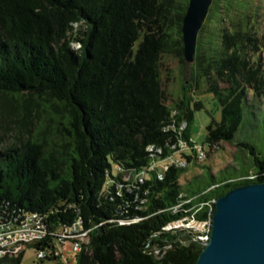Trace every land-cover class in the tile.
Returning <instances> with one entry per match:
<instances>
[{"label": "trees", "instance_id": "16d2710c", "mask_svg": "<svg viewBox=\"0 0 264 264\" xmlns=\"http://www.w3.org/2000/svg\"><path fill=\"white\" fill-rule=\"evenodd\" d=\"M188 1L0 0V95L19 97L24 108L37 112L36 120L41 112L54 116L57 139L40 140L46 125L38 123L35 134L32 130L0 153V218L36 213L54 233L80 220L89 230L90 253L77 254L75 264L195 262L202 246L194 229L164 227L182 219L202 222L211 200L263 181L264 150L254 126V139L237 143L252 163L237 173L207 172L181 185L186 167L170 166L161 180L159 169H150L153 156L145 148L173 153L168 141L175 143L177 133L163 127L192 115L181 100L176 107L184 115L176 108L170 118L159 72L161 56L182 54ZM240 1L213 0L209 11L247 15L234 7ZM239 26L223 29L215 46L200 40L196 45L192 77L208 79L221 108L220 121L206 126L209 148L233 142L242 127L252 124L250 118L257 121L245 105V93L251 82H261L263 72L254 70L241 51L249 37ZM111 162L146 178L139 183L110 177V186L102 189ZM51 238L48 234L36 250L52 245ZM22 258L23 252L5 256L0 264H21Z\"/></svg>", "mask_w": 264, "mask_h": 264}, {"label": "rangeland", "instance_id": "374dc122", "mask_svg": "<svg viewBox=\"0 0 264 264\" xmlns=\"http://www.w3.org/2000/svg\"><path fill=\"white\" fill-rule=\"evenodd\" d=\"M241 5L234 6L237 10H246L247 15H236L233 10H221V14L216 15V11L206 15L205 20L197 34V41L204 46H215L218 43L219 37L222 35V30H229L230 27L237 30L239 25L242 28V33L249 37L241 45V51L245 52L246 58L249 59L248 64L255 70L258 68V73L263 72L261 82L255 80L246 88V107H252L257 118L254 122L250 118L252 124L242 127L235 135L233 142H221L211 146L210 148L205 143L206 126L212 122H219L221 119V108L214 98V95L209 91L210 83H207V78L195 80L192 73L196 69L194 64L195 55L192 62L184 60L183 52L179 56L177 53H168L161 56L159 61V72L161 85L166 94L165 105L171 110V117L176 113V105L183 100L187 110L191 112V117L181 120L171 119V123L163 127V131H172L176 134V142L168 141L169 147L174 150L172 159L185 163L186 170L179 178V184L185 185L193 178L201 176L209 172L216 175L219 172L237 173L241 166L251 164V157L237 143L243 139L253 140V128L259 126L255 130V138L260 141L261 149L264 150V0H241ZM245 16H249L248 22L245 23ZM240 31V30H239ZM177 39L178 35H173ZM196 41V45H197ZM75 49L79 48L78 43H74ZM176 47L179 48L177 45ZM202 52V48L198 49ZM196 53V51H195ZM256 67V68H255ZM259 76V74H256ZM212 79V77H210ZM209 79V80H210ZM211 82V80H210ZM185 90V91H184ZM14 99L0 95V153L4 152L12 144H19L29 137V132L35 134V126L38 123L44 124L45 136H39L40 140L56 142V136L53 134L56 121L51 114L40 113L36 120L37 112L33 107H25L20 103L21 99ZM178 109V108H177ZM183 112V110H179ZM185 111V110H184ZM246 111V110H245ZM184 115V112L181 113ZM45 142V141H44ZM254 142V141H252ZM256 142V141H255ZM45 149L48 147L45 143ZM147 151V148H145ZM194 151V152H193ZM202 152V158H198ZM192 156L191 162L186 161V156ZM163 155L154 157L151 167L165 170L170 161L164 159ZM200 157V156H199ZM196 158V159H195ZM108 178L102 189H108L111 184V178L121 176V181L131 179V170L120 169L118 165L111 162V168L108 171ZM111 177V178H110ZM141 177L146 178V173H142ZM134 179V178H132ZM116 187H119L118 185ZM107 194V193H106ZM105 194V195H106ZM206 222L198 223L197 221H189L184 224L181 229L193 228L195 234H203L209 228L208 219ZM36 242L23 244L14 253L17 255L23 252L21 264H52L55 260L46 253L44 258L37 256ZM51 244L59 251V258L56 261L61 264H75L77 253L72 251V246L69 242H59L51 240ZM17 253V254H16ZM90 250H86L84 254L88 255Z\"/></svg>", "mask_w": 264, "mask_h": 264}, {"label": "water", "instance_id": "95a60500", "mask_svg": "<svg viewBox=\"0 0 264 264\" xmlns=\"http://www.w3.org/2000/svg\"><path fill=\"white\" fill-rule=\"evenodd\" d=\"M212 1H188L181 27L185 61L194 59L197 34ZM193 264H264V180L214 199L209 239Z\"/></svg>", "mask_w": 264, "mask_h": 264}, {"label": "built area", "instance_id": "2783aa9c", "mask_svg": "<svg viewBox=\"0 0 264 264\" xmlns=\"http://www.w3.org/2000/svg\"><path fill=\"white\" fill-rule=\"evenodd\" d=\"M147 151L150 152L153 156L163 155L164 149L161 147L148 146L146 147ZM173 154V153H172ZM172 154H165L164 159L170 161L166 166L165 170H160L157 173V179L161 180L163 178V172L166 171L170 166L175 167H184L185 163L179 160L172 159ZM200 156V157H199ZM198 158H202V152L199 153ZM152 165V164H151ZM150 169H154L150 166ZM142 174V173H141ZM141 174L132 175L131 179L137 180L139 183H143V178ZM128 181V180H126ZM214 200H211L209 203L210 211L207 214L206 219H208L209 228L203 234H196L195 240L198 241L203 247L209 239V233L211 228V210ZM175 210V209H174ZM43 218L36 213H23L12 217L11 219H2L0 218V260L5 256H16L15 251L21 247L23 244L36 242L37 244L41 241L47 239L48 234L53 235L54 238L50 240H55L59 242H69L71 244L72 251L79 254L85 253L88 250V232L82 227L81 221L78 220L72 226L66 227L64 229H59L54 232H49L47 227L44 226ZM190 220H179L167 224L164 227V230L172 229H181L184 224L189 223ZM202 222H206L205 220ZM198 222V223H202ZM120 224H124L123 221ZM49 253L50 256L56 260L59 258V251L54 245H50L45 249L37 250V256L39 258H44L46 253ZM17 254V253H16ZM19 254V253H18ZM66 264V263H65Z\"/></svg>", "mask_w": 264, "mask_h": 264}]
</instances>
